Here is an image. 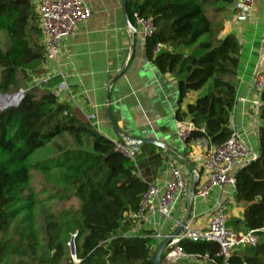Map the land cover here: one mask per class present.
Segmentation results:
<instances>
[{"label": "trees", "instance_id": "16d2710c", "mask_svg": "<svg viewBox=\"0 0 264 264\" xmlns=\"http://www.w3.org/2000/svg\"><path fill=\"white\" fill-rule=\"evenodd\" d=\"M236 1L127 0L129 11L156 26L145 37L149 61L162 73H184L179 105L189 91L199 92L186 112L177 113L178 120L188 116L193 124L186 144L204 137L220 146L233 133L242 46L226 32L223 15ZM36 2L0 0V94L24 88L17 105L0 109V264H153V232H130L137 222L131 215L151 185L140 173V150L155 147L143 144L133 158L116 151L68 97L54 94L62 80L43 77L46 49ZM159 43L164 47L156 51ZM33 77L39 80L28 84ZM261 101L259 156L235 173L242 219L227 221L235 231L243 227L260 236L226 261L216 242L182 240L187 253L208 254L213 264H264V236L258 232L264 224V88ZM33 171L49 176L50 194L31 184ZM74 200L76 206L57 209ZM160 264L168 263L162 257Z\"/></svg>", "mask_w": 264, "mask_h": 264}, {"label": "crops", "instance_id": "0c3cea01", "mask_svg": "<svg viewBox=\"0 0 264 264\" xmlns=\"http://www.w3.org/2000/svg\"><path fill=\"white\" fill-rule=\"evenodd\" d=\"M121 1L85 0L91 8L90 17L80 23L71 36L63 38L56 60L45 63L43 77L61 78V83L66 84L61 98L68 97L73 106L81 109L99 134L119 140L111 115L123 135L155 137L165 143L164 149L154 145L155 149L140 150L144 154L140 173L152 185H159V190L149 198L150 207L130 234L151 231L158 246L166 236L173 234L189 212L191 227H207L209 210L218 202L224 205L228 222L242 219L244 208L235 201L233 185H215L207 198L196 196L195 190L193 196L189 192L176 202L170 217L158 211V197L164 193L160 186L171 178L173 166L178 165L190 174L193 183V154L207 148L209 143L204 137L187 144L180 139L181 132L191 129V119L187 116L178 120L177 113L186 112L199 92L189 91L179 105L178 79L184 73L179 76L162 73L149 61L146 38L131 16L133 8L129 11L127 7V12L137 26L136 31L126 26ZM237 13L235 2L223 15L226 32L234 33L242 46L231 127L234 130L235 126L234 131L241 134L251 152L257 153L258 135L253 129L251 102L257 95L254 77L264 70V0L252 1L251 16L246 21H238ZM240 168L237 167L235 173ZM241 230L245 228L236 231ZM177 264L199 263L185 259Z\"/></svg>", "mask_w": 264, "mask_h": 264}, {"label": "built area", "instance_id": "2783aa9c", "mask_svg": "<svg viewBox=\"0 0 264 264\" xmlns=\"http://www.w3.org/2000/svg\"><path fill=\"white\" fill-rule=\"evenodd\" d=\"M253 0H237L238 10L237 20L246 21L251 16ZM37 12L40 18V27L46 49V63L56 60L60 51V42L63 38L71 36L76 27L88 20L91 15V8L85 0H38ZM133 18L145 37L150 36L156 29L154 22L137 12L133 13ZM159 43L156 51L163 48ZM50 77L44 78L45 81ZM257 95L252 100V117L254 119V131L258 132L261 112V91L264 88V70L254 77ZM66 84L60 83L54 90L56 96L62 97ZM193 124L191 122V129ZM188 132H181L179 137L182 141L188 137ZM202 131L204 129H201ZM143 134L146 131L143 130ZM258 135V133H257ZM115 150L126 156L134 157L139 152V148H133L128 142L121 140L114 141ZM258 158V152H251L248 144L241 134L233 130L231 136L220 146L209 145L204 150L193 154L195 163L193 176L198 179L195 187V195L207 198L211 189L215 185L235 186V169L243 167L250 161ZM192 177L185 173L178 165L173 166L171 178L166 180L160 187L164 190L162 196L158 197V211L162 216L170 217L176 202L189 194L191 189ZM159 185H150L144 194L141 206L137 213L131 215L132 219L139 221L150 207L149 198L157 194ZM210 219L207 227L194 229L190 222H187L177 236L172 237L163 252L164 260L168 264H177L185 259H192L199 264H208L211 257L208 254L187 253L181 245L182 240L192 241H213L219 244V255L224 261L230 253L237 247L245 244L256 243L259 234L250 230L235 231L227 226L225 207L222 202L213 205L209 210ZM189 221V220H188ZM181 223V222H180ZM264 236V224L258 231Z\"/></svg>", "mask_w": 264, "mask_h": 264}, {"label": "water", "instance_id": "95a60500", "mask_svg": "<svg viewBox=\"0 0 264 264\" xmlns=\"http://www.w3.org/2000/svg\"><path fill=\"white\" fill-rule=\"evenodd\" d=\"M121 8H122V14H123L126 26L129 29L136 31L137 26H136V24H134L131 21L129 14L127 12V0L121 1ZM23 94H24V91H19V93L14 95V96H9V94H0V99L6 98V100L7 99L9 100V98H12V99H10L11 100L10 103H8L6 106H3V107L5 108V107L11 106V105H17L20 102L21 98L23 97ZM235 108H236V106H235ZM108 112H109V108H108ZM110 119H111V122L114 125V128L118 134L119 140H121L122 142H128L131 147L139 148L143 144H152V145H155V146L162 148V149L165 148V146H166L165 143L162 142L161 140H158L155 137H141V136H133V135H123L120 132V130L118 129L115 122L113 121L111 115H110ZM234 130H235V126H234ZM258 156H259V154H258ZM197 182H198V179H195L191 185L190 193L192 196L194 195V190H195V187L197 185ZM189 215H190V212L187 215V217L177 226V229L173 232V234L166 236L162 240V242L157 246V248L155 250V255L153 258V264H160L162 257H164L163 252L166 248V245L171 241L172 237L177 236L180 233L182 227L188 222ZM70 246H71V252L74 254L75 253V245H74L73 239L70 242Z\"/></svg>", "mask_w": 264, "mask_h": 264}, {"label": "rangeland", "instance_id": "374dc122", "mask_svg": "<svg viewBox=\"0 0 264 264\" xmlns=\"http://www.w3.org/2000/svg\"><path fill=\"white\" fill-rule=\"evenodd\" d=\"M38 80H39V78L33 77L32 79L28 80V84L33 85ZM19 91H24V88H19L18 90H16L14 92V94H11L9 96H14V95L18 94ZM10 99H12V98H9V100H6V98L0 99V109L4 108L3 106H6L8 103H10V101H11ZM31 184L38 191H41L44 188H46L48 190V193H46V194H50V192H51L50 189L53 187V184H52L51 180L49 179V176L47 174L41 172V171H33ZM46 194L45 195H41V196L44 197V196H46ZM73 202L74 203L67 202L65 204H60V202L51 201V204H53V203L54 204H60V205L57 206V209H60L61 207L69 209L72 206H76L77 205V202L75 200ZM73 256H74V254H73Z\"/></svg>", "mask_w": 264, "mask_h": 264}]
</instances>
